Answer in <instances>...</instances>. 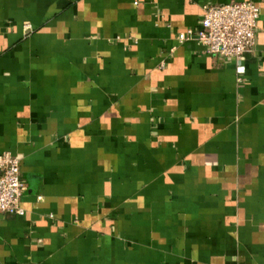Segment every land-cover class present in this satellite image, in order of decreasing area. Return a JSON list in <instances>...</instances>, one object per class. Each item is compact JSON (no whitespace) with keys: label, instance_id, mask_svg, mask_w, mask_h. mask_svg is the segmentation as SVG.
<instances>
[{"label":"crops","instance_id":"crops-1","mask_svg":"<svg viewBox=\"0 0 264 264\" xmlns=\"http://www.w3.org/2000/svg\"><path fill=\"white\" fill-rule=\"evenodd\" d=\"M247 1L241 61L178 41ZM5 152L0 264H264V0H0Z\"/></svg>","mask_w":264,"mask_h":264},{"label":"built area","instance_id":"built-area-1","mask_svg":"<svg viewBox=\"0 0 264 264\" xmlns=\"http://www.w3.org/2000/svg\"><path fill=\"white\" fill-rule=\"evenodd\" d=\"M260 8L253 2L205 6L201 28L178 34V41L198 40L208 54L241 61L252 51ZM137 43V41H136ZM27 190L20 159L10 152L0 155V213L23 216L22 197Z\"/></svg>","mask_w":264,"mask_h":264}]
</instances>
